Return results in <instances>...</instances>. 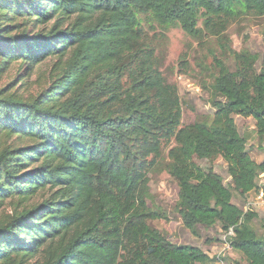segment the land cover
Returning <instances> with one entry per match:
<instances>
[{"label": "trees", "instance_id": "16d2710c", "mask_svg": "<svg viewBox=\"0 0 264 264\" xmlns=\"http://www.w3.org/2000/svg\"><path fill=\"white\" fill-rule=\"evenodd\" d=\"M243 16L264 17V0H0V81L13 63L23 84L37 75L34 95L0 88V264L211 263L149 225L167 219L147 204L161 172L177 185L184 229L219 225L232 251L264 264L256 214L232 202L264 174L233 118L264 137V54L258 71L245 54L232 72L217 61L212 121L181 127L177 89L142 27L221 37ZM194 157L221 158L229 187Z\"/></svg>", "mask_w": 264, "mask_h": 264}, {"label": "rangeland", "instance_id": "374dc122", "mask_svg": "<svg viewBox=\"0 0 264 264\" xmlns=\"http://www.w3.org/2000/svg\"><path fill=\"white\" fill-rule=\"evenodd\" d=\"M142 19L147 43L157 58L156 67L166 83L177 89L182 113L181 127L197 122L209 124L212 121L215 110L212 106L214 98L211 87L213 79L218 74L215 66L217 61L232 72L235 70V54H245L255 58L254 66L257 71L262 66L264 17L243 16L234 21L221 37L207 34L202 30L200 22L198 28L202 30V34L198 39L187 36L179 27L161 29L154 22ZM25 77L24 66L19 67L17 63H13L4 73L0 88L12 90L23 97L34 95L37 75L27 76L29 78L23 84L22 79ZM233 118L240 136L246 140V148L251 159L257 164L262 162L264 137L260 138L256 134L255 122L251 118L238 116ZM170 146H174L173 141ZM193 162L203 169H212L222 178L224 185L229 187L230 178L226 174V165L221 158L208 161L194 157ZM177 193V185L167 173L149 175L147 204L152 209L159 208L167 217L166 220L150 221L149 225L175 245L199 248L213 259L208 264H247L240 253L230 249L229 237L233 235L231 231L223 232L220 226L216 225L210 229L198 227L196 235H192L183 228L174 211ZM232 195L234 205L243 212L256 214L251 226L259 236L264 237V204H260V200L256 202V195L253 193L244 197L235 192Z\"/></svg>", "mask_w": 264, "mask_h": 264}, {"label": "built area", "instance_id": "2783aa9c", "mask_svg": "<svg viewBox=\"0 0 264 264\" xmlns=\"http://www.w3.org/2000/svg\"><path fill=\"white\" fill-rule=\"evenodd\" d=\"M258 190L255 192V201L260 200V204H264V174H260L258 177ZM249 206H252L253 204L248 203Z\"/></svg>", "mask_w": 264, "mask_h": 264}]
</instances>
